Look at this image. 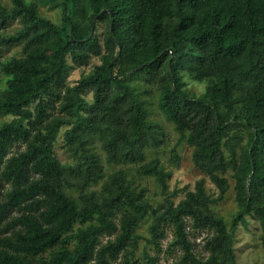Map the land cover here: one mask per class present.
Here are the masks:
<instances>
[{
  "label": "trees",
  "instance_id": "trees-1",
  "mask_svg": "<svg viewBox=\"0 0 264 264\" xmlns=\"http://www.w3.org/2000/svg\"><path fill=\"white\" fill-rule=\"evenodd\" d=\"M9 2L0 27L19 28L0 37V52L18 49L0 61V117H12L0 122V264H156L149 249L168 230L182 263H201L190 235L206 233L204 264H241L235 237L250 218L264 251V0ZM161 118L218 198L205 179L177 204L166 196ZM231 180L226 220L214 206Z\"/></svg>",
  "mask_w": 264,
  "mask_h": 264
},
{
  "label": "rangeland",
  "instance_id": "rangeland-1",
  "mask_svg": "<svg viewBox=\"0 0 264 264\" xmlns=\"http://www.w3.org/2000/svg\"><path fill=\"white\" fill-rule=\"evenodd\" d=\"M2 1L8 8L10 7L9 0ZM40 14L55 23L61 22L62 11L60 8L51 11L48 9V6L41 7ZM18 28V22L13 23L8 28L0 27V37L10 36L11 34L15 33ZM17 51L18 49H13L11 51L4 50L0 52V61L13 56ZM98 63V58H92L88 67L74 68L67 83L73 86L76 81L80 79L84 72L89 73L92 67ZM191 87L196 90L198 94L204 91V85L202 84L191 83ZM11 118L12 117L9 116L0 117V122L9 121ZM160 122L164 125L166 134L165 141H163L159 146L160 158L165 163L167 169L171 172V177L167 181L169 194L167 193L166 196H170V198H172L177 204L185 198L187 190H193L199 180L205 179V187L208 193L213 197L218 198L220 195L218 189L204 174H202L195 167L192 159V148L188 147L186 144H182L181 146L177 147L176 144L178 140V134L174 130L173 126L170 123L164 121V119L160 120ZM63 133L64 130H61L57 142L55 143V151L62 162L69 163L70 157L66 153L63 145ZM173 157L177 158L173 159ZM150 158H153V155L148 157V160ZM142 184L144 187H148L149 193L153 199L160 200L164 198L155 179L145 180ZM233 187L234 182L231 180V188L229 189L228 193L223 198V200L214 206L215 212L218 215L225 217L226 220H230L232 215H234L238 210ZM140 231L143 235L147 234V223L141 226ZM205 234H197V236H194L193 234L190 235V238L196 244L194 252L198 258L201 259L200 264H204L203 260L208 256L203 247V240L207 235ZM259 235L260 232L257 230L256 221L253 218L248 219V227L241 226L238 229L235 237V252L237 254L239 263L264 264V251L259 240ZM171 241L172 234L171 231L168 230L167 236L161 241L160 251L149 249L150 253L157 258L156 264H186L181 262L182 252L169 247Z\"/></svg>",
  "mask_w": 264,
  "mask_h": 264
},
{
  "label": "water",
  "instance_id": "water-1",
  "mask_svg": "<svg viewBox=\"0 0 264 264\" xmlns=\"http://www.w3.org/2000/svg\"><path fill=\"white\" fill-rule=\"evenodd\" d=\"M94 34V29H92L91 36Z\"/></svg>",
  "mask_w": 264,
  "mask_h": 264
}]
</instances>
